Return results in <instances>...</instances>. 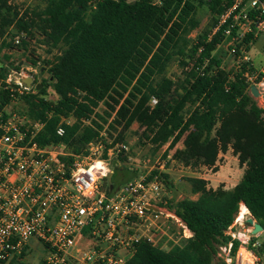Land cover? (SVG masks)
<instances>
[{
  "label": "trees",
  "instance_id": "trees-1",
  "mask_svg": "<svg viewBox=\"0 0 264 264\" xmlns=\"http://www.w3.org/2000/svg\"><path fill=\"white\" fill-rule=\"evenodd\" d=\"M229 5L230 0H205L197 6L194 0H42L22 10L11 0H0V37L9 31L14 37L24 36L17 48L5 41L0 54L27 51L36 39L47 53L57 52L46 63L58 102L45 100L47 81L40 91L22 95V107L33 119L46 120L52 114L41 134L44 144L59 142L57 124L62 116L73 115L77 123L62 141L68 147L78 136L80 145H87L101 126L93 121L94 128L81 130V120L90 118L100 102L110 99L119 105L124 99L115 124L128 129L140 123L145 127L143 140L176 149L175 160L216 170L219 156L231 151L243 169L242 179L231 189L189 178L190 194L196 198H185L171 209L193 236L168 251L141 244L126 264H213L241 204L264 228V108L240 74L232 79V72L222 68L215 52L223 31L208 41ZM204 6L210 22L192 40L191 32L200 27L199 7ZM4 58L10 60L8 54ZM30 62L38 64L35 57ZM173 62L183 72L176 81L166 75ZM11 67L20 69L17 62ZM9 73L0 61V76ZM11 94L2 92L3 105ZM152 97L158 100L153 110L148 106ZM179 144L182 147L176 148Z\"/></svg>",
  "mask_w": 264,
  "mask_h": 264
},
{
  "label": "built area",
  "instance_id": "built-area-1",
  "mask_svg": "<svg viewBox=\"0 0 264 264\" xmlns=\"http://www.w3.org/2000/svg\"><path fill=\"white\" fill-rule=\"evenodd\" d=\"M221 31V42L228 41L222 68L231 64L250 94L256 86L264 98V69H257L249 55L264 38V0H230L213 37ZM15 74L0 76V264H126L141 244L168 251L193 236L165 200L164 175L173 155L146 165L126 182H114L115 168L132 160L130 143L110 141L99 132L83 152H70L62 139L71 125L62 119L55 128L59 142L44 144L41 134L52 114L35 120L28 109L15 107L30 91L23 76L13 82ZM5 90L12 94L3 105ZM150 103L155 107L158 100L152 97ZM92 119L95 115L81 123L94 128ZM243 206L224 233L228 241L217 248L220 264H264V241L258 240L264 230L254 233V217L251 226L248 218L240 220ZM41 249L45 254L29 262Z\"/></svg>",
  "mask_w": 264,
  "mask_h": 264
},
{
  "label": "rangeland",
  "instance_id": "rangeland-1",
  "mask_svg": "<svg viewBox=\"0 0 264 264\" xmlns=\"http://www.w3.org/2000/svg\"><path fill=\"white\" fill-rule=\"evenodd\" d=\"M201 1H205V0H194V3L197 6ZM41 2L42 0H11V3L13 5L18 6L22 10L28 8H34L37 5L41 4ZM198 18L201 20L200 27L191 32L189 37L192 40H195L198 34L202 32L204 29H206V27L210 22V12L206 6L199 7ZM214 28L212 29L211 33L208 36V41H211L212 38H214L213 37ZM11 32L12 31H9L6 35L0 37V46L6 41L10 43L13 48H17L16 46H18L19 43L17 44L16 41L17 40L20 41L22 38H24V36L20 35L18 37H14ZM210 36L212 37L209 40ZM227 45H228V41L219 43L215 52L225 60H228ZM56 53H57L56 51H54V53L52 54L47 53V47L42 45L39 39L38 40L36 39L30 42V44L27 47V51L23 52L16 49L13 50L12 52L8 50L2 51V53L0 54V61L6 63L10 72L15 71L17 73L12 76L13 82L18 80V78L21 76H23V78L33 77L34 87L30 89V91L26 92L24 95L33 92V90H35L34 93L37 92L35 89L36 84L42 85V82L47 81L46 83L47 95L44 96V98L46 101L56 104L59 100V96H57V94L54 91L53 81L52 79H50L51 76L48 71L49 67L46 63L47 61L52 60ZM5 54H8L10 56V60L8 61L5 60L4 58ZM32 57H35L38 60L37 66H33L31 64L30 59ZM260 59L262 58L258 57L256 60L259 61ZM12 62H17V66L20 69L17 70L11 67ZM26 64H29L28 67ZM223 67H224L223 69L226 70L227 72H232L231 77L236 74L235 71L233 72V68L231 64L225 63ZM166 75L167 77L175 81L183 77V72L178 62H173L170 65L168 71L166 72ZM125 96H127V94ZM79 97L81 98V96ZM254 99L257 101L259 107L264 108V98L259 97ZM123 102L124 99L120 101L119 105H116L114 101L110 99L100 102L99 105L96 108H94L93 115H95V120L92 119L93 127L95 126L93 121H96L98 125L101 126L99 132L105 134L110 141L130 143V145L132 146V150H131L132 154L130 155L132 160L122 164V166L125 168L124 171L114 170L115 177L113 181L116 183H123L132 179L136 175L142 173L145 170L144 167L146 165L151 166L158 159L163 160L168 155H173L174 158V153L176 150V149L170 150L169 145L157 148L147 140H143L142 133L145 127L138 122H134L128 129L124 128L123 123L122 125H116L114 122L116 118V113L120 108V106L123 104ZM22 105H18L15 107L21 109ZM110 106L114 107L115 110L113 111ZM148 106L150 107L151 110L155 108L151 105L150 102L148 103ZM62 119L68 121L71 126L77 123V120L73 117V115L69 117L62 116L61 120ZM80 124H81L80 125L81 130H84L86 126H83L82 123ZM113 125L115 126L116 129H113L112 127ZM79 142L80 141L78 139V136L73 137L67 149L70 152H75L74 150L79 148L78 152L79 153L83 152L86 148V145H80ZM181 147L182 145L179 144L176 148H181ZM242 175H243V169L239 166L237 158L232 154L231 151H229L225 155L221 154L219 156L216 170L214 168L205 167V166H192V165L188 166L174 159V162L169 163L168 171H166L164 175L168 188V195L165 199L167 206L171 208L177 202L182 201L185 198H192V199L196 198L195 196H192L190 194V185L188 182L189 178H199L206 180L210 187L216 188L220 185H224L227 189H231L240 182V180L242 179ZM109 182L110 179L105 180V185H109ZM258 240L260 242L264 241V233L258 238ZM44 254L45 252L43 249L40 250L39 256L35 252H32L31 255L28 257V260L29 262H36L40 259V255L43 256ZM214 262L215 264H220V262L217 259H215ZM14 264L17 263L14 262Z\"/></svg>",
  "mask_w": 264,
  "mask_h": 264
},
{
  "label": "water",
  "instance_id": "water-1",
  "mask_svg": "<svg viewBox=\"0 0 264 264\" xmlns=\"http://www.w3.org/2000/svg\"><path fill=\"white\" fill-rule=\"evenodd\" d=\"M27 67L29 64H26ZM22 84L25 85L27 88L32 89L34 87V79L33 77H27V78H23L22 79ZM42 88L41 84H36L35 89L36 91H40V89ZM251 95L254 98H259L260 97V93L257 89L256 86H252L251 87ZM111 181V178H110ZM113 189V185L110 186V191ZM253 224V218H249L246 222V225L251 226ZM264 228L260 223H256L255 224V229H254V233H257L259 231H263Z\"/></svg>",
  "mask_w": 264,
  "mask_h": 264
},
{
  "label": "crops",
  "instance_id": "crops-1",
  "mask_svg": "<svg viewBox=\"0 0 264 264\" xmlns=\"http://www.w3.org/2000/svg\"><path fill=\"white\" fill-rule=\"evenodd\" d=\"M249 55L253 61L254 66L257 69H264V38L260 37L255 46H253L250 50H249ZM262 58L259 61L256 60L257 58Z\"/></svg>",
  "mask_w": 264,
  "mask_h": 264
},
{
  "label": "bare ground",
  "instance_id": "bare-ground-1",
  "mask_svg": "<svg viewBox=\"0 0 264 264\" xmlns=\"http://www.w3.org/2000/svg\"><path fill=\"white\" fill-rule=\"evenodd\" d=\"M253 218V216L251 215V213L249 212V210L247 209V207L243 206L242 210H241V215H240V220H244V219H249V218Z\"/></svg>",
  "mask_w": 264,
  "mask_h": 264
}]
</instances>
